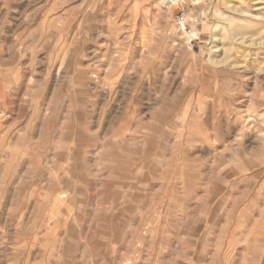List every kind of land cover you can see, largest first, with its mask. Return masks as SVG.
I'll use <instances>...</instances> for the list:
<instances>
[{
    "label": "rangeland",
    "instance_id": "rangeland-1",
    "mask_svg": "<svg viewBox=\"0 0 264 264\" xmlns=\"http://www.w3.org/2000/svg\"><path fill=\"white\" fill-rule=\"evenodd\" d=\"M251 219L264 0H0V264H172Z\"/></svg>",
    "mask_w": 264,
    "mask_h": 264
},
{
    "label": "crops",
    "instance_id": "crops-1",
    "mask_svg": "<svg viewBox=\"0 0 264 264\" xmlns=\"http://www.w3.org/2000/svg\"><path fill=\"white\" fill-rule=\"evenodd\" d=\"M257 225L258 222L251 219L230 237L221 231L217 235L218 245L202 247L195 256L188 251L187 256L178 257L172 264H264V226Z\"/></svg>",
    "mask_w": 264,
    "mask_h": 264
},
{
    "label": "built area",
    "instance_id": "built-area-1",
    "mask_svg": "<svg viewBox=\"0 0 264 264\" xmlns=\"http://www.w3.org/2000/svg\"><path fill=\"white\" fill-rule=\"evenodd\" d=\"M178 22L180 25H182L184 27V31H186V25H184L182 17L180 19H178Z\"/></svg>",
    "mask_w": 264,
    "mask_h": 264
}]
</instances>
